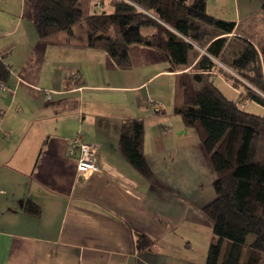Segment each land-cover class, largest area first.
<instances>
[{"label": "crops", "instance_id": "obj_1", "mask_svg": "<svg viewBox=\"0 0 264 264\" xmlns=\"http://www.w3.org/2000/svg\"><path fill=\"white\" fill-rule=\"evenodd\" d=\"M24 3L0 0V56L10 67L0 85V264H196L174 251L189 243L185 223L212 229L202 208L215 196V175L195 131L172 116L184 66L173 70L161 50L134 43L130 68L120 69L64 32L41 39ZM235 17L228 39H253ZM129 117L143 121L150 179L118 149ZM77 134L97 147L98 169L86 176L77 151L69 154ZM143 235L148 246L138 248Z\"/></svg>", "mask_w": 264, "mask_h": 264}, {"label": "trees", "instance_id": "obj_2", "mask_svg": "<svg viewBox=\"0 0 264 264\" xmlns=\"http://www.w3.org/2000/svg\"><path fill=\"white\" fill-rule=\"evenodd\" d=\"M94 7L85 10V4ZM41 39L64 32L66 41L105 50L116 66H131L129 46L161 50L173 70L181 103L174 108L192 128L215 178V196L202 212L212 224L204 264H264V115L245 111L215 82L221 76L239 93L264 107V39L228 34L236 22L210 15L206 0H28ZM78 24L80 30L73 29ZM208 26L214 37L200 40ZM188 70L191 52L200 53ZM204 47V48H203ZM219 61V63L217 61ZM10 67L0 56V82ZM144 124L129 117L120 126L118 149L146 179L152 176L142 150ZM37 213V207H31ZM251 237V239H248ZM140 237L137 247L148 246ZM249 240V241H248Z\"/></svg>", "mask_w": 264, "mask_h": 264}, {"label": "rangeland", "instance_id": "obj_3", "mask_svg": "<svg viewBox=\"0 0 264 264\" xmlns=\"http://www.w3.org/2000/svg\"><path fill=\"white\" fill-rule=\"evenodd\" d=\"M207 2H208L209 10L216 17L226 20H231V18H235L236 20L235 16H237V18L241 20L240 25L237 29L238 32L248 34L251 38L256 40L264 39V0H208ZM24 4H25L24 8L26 9V11L28 9L30 14L28 0H25ZM92 7H94L93 1L92 3L88 2L84 6L86 11ZM73 29L76 32H78L80 30V27L78 24H74ZM202 29L205 31V35L201 37L199 44L204 46L205 41L211 37L213 31L208 26H204L202 27ZM235 41H236L235 38H233L231 44L233 45ZM198 49L200 50V53L199 51L195 52L196 50H193L191 52L190 57L192 60L190 62V65L186 67L184 71L188 70L192 65H194V63L198 59L199 54L204 52L203 49H200L199 47ZM217 62L219 63V61ZM215 79H216L215 80L216 84L221 87V89L224 91V93L227 96L235 98L236 100L239 99L238 100L239 105L245 111L259 115H264V107L249 99L239 98V93H236V91H234L233 89H229L223 83H220L219 82L220 78L215 77ZM158 105L162 108L161 104ZM0 115H1V111H0ZM172 116L182 121L181 118L178 117L177 115L172 114ZM176 124L177 123L175 122V126L171 125L172 128H170L172 131H174V133L178 132V128L176 127ZM193 133L194 132H191L192 136L195 135ZM185 225H188V229L186 230L185 234L187 236V239H189V243H185V246H182L179 249L176 248L174 253L177 256H181L182 259H185L186 261H193L196 264H204L209 242L212 237V229L210 225L208 226L203 223L197 224L194 227V229H190L191 224L185 223ZM182 231H183L182 228L177 229L176 232L177 235H179L180 233L182 234ZM248 239H251V237H249ZM178 240L179 239L175 237V243H177ZM181 243L183 245L184 241Z\"/></svg>", "mask_w": 264, "mask_h": 264}, {"label": "built area", "instance_id": "obj_4", "mask_svg": "<svg viewBox=\"0 0 264 264\" xmlns=\"http://www.w3.org/2000/svg\"><path fill=\"white\" fill-rule=\"evenodd\" d=\"M77 77L75 71L69 73V80L74 81ZM2 90L6 89L4 83H1ZM53 90H43L44 97L46 100H50ZM70 150L69 154L74 155L77 151L76 156V170L79 176H86L98 169L96 164L97 147L95 144L85 142L81 139L79 134L70 139Z\"/></svg>", "mask_w": 264, "mask_h": 264}]
</instances>
